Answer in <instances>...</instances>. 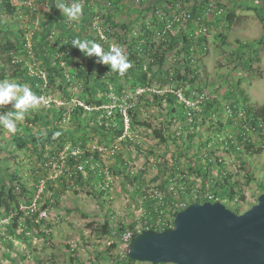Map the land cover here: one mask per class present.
<instances>
[{"label": "rangeland", "instance_id": "rangeland-1", "mask_svg": "<svg viewBox=\"0 0 264 264\" xmlns=\"http://www.w3.org/2000/svg\"><path fill=\"white\" fill-rule=\"evenodd\" d=\"M65 1L69 5L74 3V0ZM210 1L213 3L218 0ZM222 1L230 8L236 7L238 17L234 23L226 26L227 23L222 22L211 29L202 26L199 30L203 36L208 34L207 50L197 48L190 54L182 52L178 57L174 54L176 51L169 53L163 65L165 70H169L190 56L189 67L199 75L196 84L185 83V77L176 81L161 78L163 75L158 65L153 69L157 77L153 78L149 86H137L135 90H131L130 85L126 86L121 96L111 89L106 94L110 99L107 103L89 106L78 96L82 91L80 80L71 77L70 67L65 66L66 88H63L65 83L60 84V78L56 79L57 84L45 83L44 86L51 88L47 87L46 93L42 95L44 102L40 108L31 111L23 121L18 122V130L23 137H27V131L22 130L24 124L29 125L32 132L40 137L46 136V128L56 125L59 131L74 132L72 115L78 105L85 109L83 112L89 123L103 125L104 113L109 114L108 111L119 99L121 109L128 110L134 105L138 114V120L134 122L131 119L126 122L125 117L122 135L112 140L108 136L104 139L98 130L87 125V134H81L83 139L77 145L61 136L65 141L61 149L57 145L60 142L48 141L45 137L40 138L43 145L31 143L22 148L16 144L15 134L0 126V185L14 187L25 216L32 217L38 212L36 218H33L37 226L33 230L18 227L17 235L23 236L19 237L7 230L12 216H7L0 209V264H127L124 260L126 246L121 239L123 232L120 226L138 232L148 219L147 213L152 210L166 219L171 218L182 205L204 199L203 192H196L197 189L208 192L220 190L228 175L238 183L235 189L237 197H219L230 209L242 213L257 203L259 194L264 191V121L262 125L258 124V128H254L248 108L255 111L264 106V46L259 43L264 28L253 9L239 7L236 0ZM78 2L84 9L86 0ZM196 2L187 0L184 6L189 8ZM163 3L169 5L165 0ZM51 4V0H43L37 10L22 5L20 11L16 10L13 14L0 10V33L8 29L7 37L14 40L19 48V53L14 56L15 63L24 60L32 74L44 75V78L47 73L40 68L41 61H33L36 56L33 40L48 12L56 8ZM91 4L97 14L107 10V5L100 0H92ZM146 4L147 1L143 3V0H124L123 16H118L117 20L129 23L138 17L139 11ZM161 7L157 13L165 15L167 28L172 29L177 37L181 29L190 32L185 22L186 16L175 13L182 11L178 6L171 8V13L167 11V6ZM151 11H146V22L151 20ZM171 14L180 19L182 17L183 21L176 28H173ZM72 22L75 21L67 19L64 23L69 27ZM54 28L51 27L49 36L57 51L55 57L60 59L69 55L64 44L70 39L61 37V30ZM93 29H97L101 38H105L98 19L93 22ZM218 33L226 35V44L223 46H219L220 41L216 38ZM24 40L23 46L21 43ZM240 42H249L253 47L244 49L240 56L232 55L233 51L241 47ZM113 46L116 44L112 43ZM182 46L183 40L180 38L179 47ZM6 57L7 53L0 50V74L5 75L0 80L17 82L18 79L10 76L12 69ZM249 58H253L250 64L246 63ZM186 73L183 69V76ZM188 75L192 78L195 73L188 72ZM229 91L235 94L228 97ZM167 93L175 94L177 101L184 105L186 118H182L184 116L177 111L173 112L174 117L168 112L165 98ZM154 94L164 98L157 101V104ZM99 95L102 93L98 92ZM210 99H217V111L203 123V127L195 128L192 123L201 117L195 120L197 115L194 117L192 112L196 110L201 113ZM10 108H4L5 112ZM55 112L58 113L56 118ZM38 113H48L52 122L35 120ZM143 121L145 123L141 124ZM111 125L109 120L105 123L106 128ZM115 125L116 122L113 123ZM215 128L218 131H214ZM155 131H159V134ZM74 133L75 136L80 134ZM244 134L247 137L244 138ZM190 135L194 137L193 141H189L191 147L188 148L186 142ZM208 137L212 138L211 142L203 145ZM247 138L262 150L250 154L251 151L245 149ZM234 146L239 150H233ZM73 152L99 155L98 166L92 168L91 160L87 166L89 168L85 167L84 170H80L78 164L69 165L67 158ZM119 154L126 163V168L120 167L124 170L122 175L114 173ZM208 159L214 166L208 172L199 174L200 165H207ZM97 168V174L102 175L99 180L90 177L91 172H96L89 169L96 171ZM78 173L84 178L80 182L76 179L80 175ZM138 173L142 174L141 182L133 184L126 178L127 174L134 177ZM40 175L36 182V177ZM156 177L159 178L155 180ZM64 181L69 186L63 187ZM225 196L227 199H224ZM146 200H154L151 211L146 208ZM106 219L111 221L112 230L103 234L101 225Z\"/></svg>", "mask_w": 264, "mask_h": 264}, {"label": "trees", "instance_id": "trees-1", "mask_svg": "<svg viewBox=\"0 0 264 264\" xmlns=\"http://www.w3.org/2000/svg\"><path fill=\"white\" fill-rule=\"evenodd\" d=\"M100 1L103 4L107 5L106 11L100 12V14L95 13L92 10V0H86L85 8L83 9V16L78 21L72 22V25L69 27H66L67 25L65 26L64 22L65 20H67V18L66 16L62 15L60 9L53 8L51 11L48 12L46 19L42 21L41 29L35 33L33 40V47L36 55L33 61H37V59L41 61L40 68H43L44 71H46V78H44V75L42 76L40 74H32L30 72V68L26 65L24 60L20 61L21 63H15L14 56L19 53V48L16 47L14 40L7 37L6 34H9L7 31L8 29H4L3 31L1 30L3 34L0 33V50L2 51V53H7V62L12 69L10 76L15 77V79H18L17 83L26 84L37 95L42 96L46 93V88L50 87L44 86V84H57V78H60L61 85L65 83L63 88H66V85L68 84L67 76L65 73V66H68L70 67V76L76 78L77 80H80L82 91L78 94V96L84 99L89 106L90 104L102 105L107 103L110 99L107 98L106 94L109 93L111 89L118 96H121L124 91L123 88H125L126 86L130 85L131 90H133V88L135 90L137 86H149L153 78L157 77V75L154 74L153 69L155 68V66L158 65L163 75L161 78H166L170 81H176L185 77V79H187L185 83L196 84L195 81L199 79V75L198 73H196L197 71L191 70L189 67L191 62L190 56H186V58L182 62H180L179 65H177L176 67L169 70L164 69L163 65L165 64V60L169 56V53L176 51V53L174 54H176V56L178 57L182 52L190 54L191 52L196 51L197 48H200L201 50H207L209 42L208 34L203 36L202 31L199 29H201L202 26L209 29L218 27L222 22L227 23L226 26H230L238 17L237 12L235 10L236 7L230 8L229 6L225 5L222 0H218L217 2L213 3L210 0H197V2L189 8L184 6L187 0H165L168 2L166 4H169L171 7H169V5H165L163 3L164 0H143V3L147 1V4L145 5L146 7L144 6L142 11H139L138 9V17H135L136 19L130 20L128 23L120 22L117 20L118 16H123L122 7L124 6V0ZM236 1L239 7L253 9L260 21L263 23L264 28V0ZM55 2H57V0H51L52 7H55ZM76 2H78V0H74V3ZM161 6H167L168 12H170L171 8L173 9L178 6L179 9L182 11H176L175 13H182V17L183 15L186 16L187 20L185 22H187L186 25L189 27L190 32L186 33L183 31V29H181L180 35L177 37L172 32V29H169V27L167 28L165 22L166 17H164L165 15L163 16L157 13L159 8H162ZM0 10L13 14L16 10H18V8L12 5L11 0H0ZM150 10H152L151 20L146 22L145 20L148 15V12L146 13V11ZM206 14H208V16ZM171 15L172 16H170V19L174 25L173 28H176L183 21L182 17L180 19L175 17V15L173 16V14ZM96 19H98L99 21L105 38H101V35L99 34L98 30L93 29V22H95ZM224 25L225 24H223V26ZM51 27H55L54 29L59 28L61 30L60 32L62 33H60V36H66L70 39L66 42V44H64V49L69 51L68 56H63L60 59L55 57L57 51H55L54 44L52 43L53 41L49 36L52 32ZM75 38L95 41L96 43L100 44L105 51H107L111 47L112 43H115L116 46L122 48L124 53L128 56V59L132 65L131 68L123 76L110 71L109 66L97 63L96 58L84 57L79 49L73 47L71 45V42ZM180 38H182L183 40L182 47H179ZM216 38L218 39V41H220L221 45L219 46H223L224 44H226L225 34L218 33L216 35ZM24 43L25 40L23 43H21V45L23 44L24 46ZM259 43H262L264 46V35L261 37ZM240 46V48H238L236 51H233L231 54L240 56L244 52V49H249L253 47V45L249 42H240ZM63 61L65 62L64 65H62ZM251 62H253V58H249L248 62L246 63L250 64ZM183 69L187 71L184 76L182 74ZM188 72H194L195 76L189 78ZM151 74L153 75L152 77ZM3 77H5V75L1 73L0 78ZM98 92H101L102 95L97 96ZM231 94L233 96L235 92L229 91L228 97H230ZM154 95V100L157 104V101H161L164 98L159 96L158 94ZM165 98L167 102L166 106L168 112L171 113L173 117V112L175 111H177L179 115L184 116L182 118L187 117V114L184 111V105L177 101V96L175 94L167 93ZM118 100L119 99L116 100V103H114L113 107H111L112 109H110L112 113L106 114L105 112L104 117L102 118L103 122L106 123L109 120L112 124L108 128L105 127V123H103V125H99L95 122L89 123L88 119H86L87 116L83 112L85 111V109L82 106L78 105V108L74 111L72 115V121L75 124L74 132L80 134L75 136V133L72 130L59 131L58 126L56 125L51 128H46V136H43L45 137L44 139L48 141H53L55 143L57 141L60 142L59 144H57L60 149L63 148V142H65L61 136L69 138L72 141L73 145H77L83 139L81 134H87V130L85 131L87 125H89L88 127L92 126L96 130H98L104 139L108 136L109 139L112 140L113 138L122 135L125 128V118L120 106L118 105ZM205 105L206 107H204L201 113H198V111L196 110L192 112V115L194 117L195 115H197L195 117V120H198L201 117L200 120L192 123L195 128L203 127V123L209 117H211L215 111H217L218 101L217 99H210L207 100ZM179 107L181 108L179 109ZM248 110V113L250 115L252 114L253 117V120L251 117L252 125L254 126V128H258L259 121H264V106L256 108L255 111L251 109V107H249ZM3 111L5 112V109H3ZM97 111L96 113L100 112ZM127 114L129 119H131V122L138 120V114L134 105H132L128 109ZM48 116V113H38L35 115V120L41 122L45 121L44 123H51L52 121L49 120ZM54 117H58L57 112L54 113ZM28 120L31 119L29 118ZM114 122H116L115 126H113ZM144 123L145 122L143 121V123L141 124ZM187 129L189 128L187 127ZM22 130L25 132L27 131V137H23L19 130L17 131V133H15L14 136L15 142L16 144H18L19 147L24 148L26 146H29V144L31 143H35V145H43L40 139L43 137H40L39 135L36 136L35 133L32 132L29 125L24 124V126H22ZM214 131L218 130L216 129ZM155 132L156 134H159V131ZM158 136L163 137L162 135ZM193 137L194 135H190V137H188V141L186 142L188 148L191 147V142L189 141H193ZM245 137H247V135L244 134V138ZM211 139L212 138L208 137L206 142L203 143V145H207L208 143H210ZM247 141L248 144L247 146H245V149L247 151H251L250 154L259 153L262 150L261 147H256L254 143L249 141V139ZM233 150L238 151L239 149L234 146ZM51 152L53 153L54 151ZM98 156L99 155L97 154L92 156L89 153H80L76 155L71 153L67 158V163H69V165L74 166L82 162L84 159H89L92 162L98 164L100 160ZM207 162L208 163L205 166L200 165L198 169L199 174H202L203 172H208L214 166V163L210 159H208ZM120 167L126 168V163L122 155L119 154L117 155V163L114 170V173L116 175H122L124 173V170H122V168ZM88 168L89 167H87V169ZM89 171L96 172V174L92 172L90 173V177L92 179L99 180L100 178H102L101 173L97 174L98 168L96 169V171L90 169ZM40 177L41 175L36 177V182L39 181ZM141 177V173L134 175V177L128 174L126 175V178L129 179L130 182L133 184H135L136 182H141ZM130 178L133 180H131ZM158 178L159 177H156L155 180ZM76 179L80 182L84 178L80 174ZM63 183V187L69 186L66 181H64ZM237 186L238 183L233 181L231 175H228L227 177H225V182L221 185L220 190H214L213 193L216 196L229 195L230 198H234L237 194L235 192ZM56 194L59 193L56 192ZM204 201L206 200H201V202ZM153 202L150 200H146L145 202L146 208L150 211L152 210ZM0 209H2L7 216H12L11 223L9 226H7V230L10 233L17 235L16 229L20 226H22L24 230H33L35 228L36 224H34L33 218H36L38 212H35L32 217L24 215V211L21 209L19 201H17V196L15 195L14 187L12 185L8 188L5 187V185H0ZM236 212L241 213L239 211ZM157 216L158 214L156 213V211L152 210L150 213H147V220H149L150 223L154 222ZM20 218L22 219L21 222ZM129 228L133 229L134 226H129ZM127 229L128 228L123 225L120 226L121 232H125ZM101 230L103 234H108L109 232H111V221L109 219H106V221L101 225ZM17 236L23 237L20 235ZM124 260L127 262V264L136 263V261H133L127 257L126 252L124 254Z\"/></svg>", "mask_w": 264, "mask_h": 264}, {"label": "water", "instance_id": "water-1", "mask_svg": "<svg viewBox=\"0 0 264 264\" xmlns=\"http://www.w3.org/2000/svg\"><path fill=\"white\" fill-rule=\"evenodd\" d=\"M125 251L153 264H264V191L242 213L220 200L192 202L175 214L173 228L145 229Z\"/></svg>", "mask_w": 264, "mask_h": 264}, {"label": "clouds", "instance_id": "clouds-1", "mask_svg": "<svg viewBox=\"0 0 264 264\" xmlns=\"http://www.w3.org/2000/svg\"><path fill=\"white\" fill-rule=\"evenodd\" d=\"M62 15L70 21H78L83 16V6L76 2L71 5L57 0L55 5ZM71 45L80 50L86 58H96L99 64L107 65L110 71L123 76L131 68V62L123 49L117 46L110 47L107 51L96 43L87 39L75 38ZM44 102L42 96L37 95L26 84H19L9 80H0V109L8 106L11 108L4 112L0 111V126L15 134L18 131V122L25 119L33 110H38Z\"/></svg>", "mask_w": 264, "mask_h": 264}, {"label": "built area", "instance_id": "built-area-1", "mask_svg": "<svg viewBox=\"0 0 264 264\" xmlns=\"http://www.w3.org/2000/svg\"><path fill=\"white\" fill-rule=\"evenodd\" d=\"M40 2H43V0H11L12 5L13 6H16L19 11H20V6H22V5L27 6V8H32V9H36L37 10L38 4H40ZM206 15H208V14H206ZM121 111L124 114V118L127 117L126 118V122H127L128 119H129L128 114H127V111H128L127 108H122ZM108 112L109 113H112L111 110H109ZM261 122L262 121H259V125H262ZM112 152H114V150ZM73 154L76 155L78 153H74L73 152ZM88 164H89V159H84L82 162L78 163V168L80 170H84V168ZM90 164H92V168H95L96 166H98V164H96L94 162L93 163H90ZM196 192H203V198L206 201L207 200L208 201L220 200L222 202H225L223 199H220L219 196H216L213 192H210V191L208 192L206 190L201 191V190H198V189H197ZM224 199H227V197L225 196ZM188 205H182L181 208L179 209V211L182 210V209H184ZM174 217H175V214L171 218L166 219V218H164L163 215L159 214L157 216V218L155 219L154 222H151L150 223L149 220H146L145 223H144V227L142 228V230H139L138 232H136V234L139 233V232H141V231H143V230H145V229H153V230H157V231H161V230H165V229H171V228L174 227ZM136 234H135V232L129 231V230H126L125 232H123V234L121 236V239H122V242H123L124 246L127 247V245L129 244L130 240L132 239V237L134 235H136ZM162 264H176V263H162Z\"/></svg>", "mask_w": 264, "mask_h": 264}, {"label": "crops", "instance_id": "crops-1", "mask_svg": "<svg viewBox=\"0 0 264 264\" xmlns=\"http://www.w3.org/2000/svg\"><path fill=\"white\" fill-rule=\"evenodd\" d=\"M145 263H149V262H137L135 264H145ZM153 264V263H152Z\"/></svg>", "mask_w": 264, "mask_h": 264}]
</instances>
